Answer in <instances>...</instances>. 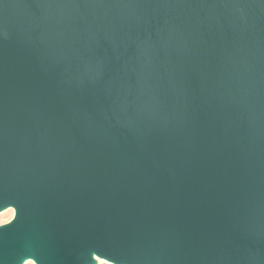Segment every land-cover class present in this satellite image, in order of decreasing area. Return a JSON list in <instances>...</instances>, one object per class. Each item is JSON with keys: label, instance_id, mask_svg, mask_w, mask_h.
<instances>
[{"label": "water", "instance_id": "water-1", "mask_svg": "<svg viewBox=\"0 0 264 264\" xmlns=\"http://www.w3.org/2000/svg\"><path fill=\"white\" fill-rule=\"evenodd\" d=\"M0 264H264V0H0Z\"/></svg>", "mask_w": 264, "mask_h": 264}, {"label": "rangeland", "instance_id": "rangeland-1", "mask_svg": "<svg viewBox=\"0 0 264 264\" xmlns=\"http://www.w3.org/2000/svg\"><path fill=\"white\" fill-rule=\"evenodd\" d=\"M15 214H16V210L14 207H7L1 210L0 211V226H3L9 223L10 221H12L13 218L15 217ZM95 257H96V264H115V263L108 261L105 258H100L97 255H95ZM23 264H35V263L33 260H26Z\"/></svg>", "mask_w": 264, "mask_h": 264}, {"label": "bare ground", "instance_id": "bare-ground-1", "mask_svg": "<svg viewBox=\"0 0 264 264\" xmlns=\"http://www.w3.org/2000/svg\"><path fill=\"white\" fill-rule=\"evenodd\" d=\"M35 263V262H34ZM36 264V263H35Z\"/></svg>", "mask_w": 264, "mask_h": 264}]
</instances>
